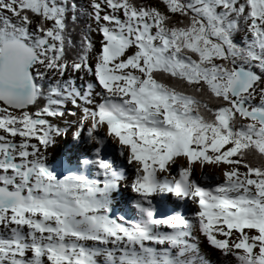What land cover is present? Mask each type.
I'll return each instance as SVG.
<instances>
[{
  "label": "snow or ice",
  "instance_id": "1",
  "mask_svg": "<svg viewBox=\"0 0 264 264\" xmlns=\"http://www.w3.org/2000/svg\"><path fill=\"white\" fill-rule=\"evenodd\" d=\"M160 3L89 0L100 40L74 45V0H0V264H209L194 231L233 264H264V0ZM69 103L73 141L88 121L96 147L54 173L43 150L64 129L47 118ZM100 130L134 168L135 219L111 215L125 170L102 158ZM221 163L214 187L191 175Z\"/></svg>",
  "mask_w": 264,
  "mask_h": 264
},
{
  "label": "rangeland",
  "instance_id": "2",
  "mask_svg": "<svg viewBox=\"0 0 264 264\" xmlns=\"http://www.w3.org/2000/svg\"><path fill=\"white\" fill-rule=\"evenodd\" d=\"M91 27H92V24H91ZM90 38H91L90 41L93 43V45H96V42L98 40H100L99 34L96 33V32H92V31L90 32ZM82 74L83 73L72 74L73 75V79H74V84H75V86L78 89H82L84 83H92L95 86L94 77L92 75L88 74L87 78H83ZM67 78H68V74L66 73L65 76L63 77V79H67ZM89 78H90V80H89ZM97 100H98V98H97ZM256 102H257L256 100L253 101V103H256ZM69 112H72L74 114H75V112L80 113L78 108H73L72 105L69 103V104H67L65 106L62 116L50 117V118H47V119L49 120L50 124H52L53 126L59 128V124L61 122H63L64 120L66 122H68L69 121V117L73 116V115L67 116V115H69ZM58 122H59V124H57ZM66 128H67V130L65 132H63V134L53 135V143L48 146L51 149L48 152L47 157L45 156V162L47 163V165H51V163H48V161L51 162V160H52V158H48V156H50V155L51 156H53V155L55 156L58 153L57 149L60 148V146L57 147L58 142L61 143V146H63V144L65 146V143H68V141L73 142V140L72 141L70 140L71 139L70 137H71L72 129H74V127H70V125H68V127H66ZM85 132H86V130H85ZM0 134H2V132H0ZM99 135H100V138L104 140V144L100 145V147L104 148L105 151L111 152L113 154V156L118 157L117 160H120V168H123L126 171V169L129 168L128 164H126L127 163V161H126L127 153H125L124 156H120L119 155V151H118L117 143L111 137L106 136L105 132L103 130L99 131ZM56 136L59 137V140H58V138ZM80 137H81V141H78V140L75 141L76 142L75 146L78 143H80L81 146L86 148L84 146L85 145L86 136L81 135ZM60 138H61V141H60ZM30 142H34V141H30ZM81 143L84 144V145H82ZM92 145L90 146L91 149H92ZM70 146H71V143H69L67 148H69ZM87 150H89V148ZM61 152H62V155L58 157L59 160L57 161V164L54 163V165H53V170L55 172H57V169H58V162H60L61 160H63L67 156L66 148H62ZM88 152L90 154L91 150H89ZM63 156H64V158H63ZM178 158H176L175 164L171 165L172 168H170V174H169L170 176H175V175L178 174L177 173L178 172L177 166L180 165V163L178 162ZM208 165H211V164H208ZM212 166H214V165H212ZM215 168H216V171H214V173H213V172H207L206 169H203V168H202V171H201L199 169L198 165H196L193 168V171H192L191 175L193 176V178L197 179L202 184L207 182V181H209L211 183H214V184H218V183H221L223 181L222 170L225 168V166L221 163L218 167L215 166ZM93 171L94 172L96 171L95 168L93 169ZM125 171H124V173H125ZM133 172H134V170H133ZM91 176H94V173L91 174ZM124 176H126V174H124ZM205 176L207 177L206 180L204 178ZM132 178H133V176L125 177L120 182V186L117 189L118 193L120 194L118 196L119 205H121V206L123 205L124 209H130L131 210V212L129 214H127V216L125 217L126 219H129V220H132V219L136 218L135 209H134V207H132V204H131V201L133 199H135L136 194L132 193L130 191V188L128 187V185L130 184ZM92 179H94V178H92ZM126 182H127V185L124 186V184ZM123 200L125 201L124 204H123ZM175 202H176V205L179 203V201H175ZM116 203L118 204V202H116ZM193 208H194V206L190 202H188V206L183 209V214L182 215H184L185 217L190 218L191 217V210ZM166 214H169V213H166ZM112 215L113 216H120L121 214H118L117 212L113 211ZM194 233H195V231H194ZM205 244H206V242H205ZM223 257H227V256H223ZM206 259L209 260V263H212V264H224L223 262H219V261H217L215 259H211V258H206ZM223 259H225V258H223ZM229 262H230V264H233V261L229 260Z\"/></svg>",
  "mask_w": 264,
  "mask_h": 264
},
{
  "label": "bare ground",
  "instance_id": "3",
  "mask_svg": "<svg viewBox=\"0 0 264 264\" xmlns=\"http://www.w3.org/2000/svg\"><path fill=\"white\" fill-rule=\"evenodd\" d=\"M82 76H83V78H87L88 74L87 73H83ZM89 80H90V78H89ZM67 116H71V115H67ZM80 116H81V113L75 112V114L73 116L69 117V121L68 122H66L64 120L60 124H59V122L57 124H59V128H63L64 129V132H65L67 130L66 127H68V125H70V127H74L75 128V125L79 122ZM87 127H88V121L85 122L84 127H83V131H82L81 135L85 136L84 135V132H85V130H87ZM73 130L74 129H72V131ZM56 137L59 140V137L58 136H56ZM70 138H71L70 140L72 141L73 140L72 139V136ZM60 141H61V138H60ZM78 141H81V137L78 139ZM69 143H71V146L69 148H67L68 145H69ZM75 143H76L75 141H73V142L68 141V143H65V146H64V144H63V146H61V143L58 142L57 147L60 146V148L57 149L58 153L55 156L54 155L53 156H51V155L48 156V158H52L51 162L48 161V163H51V165H48V167L50 168V170H52L55 173V171L53 170V165H54V163L57 164V161L59 160L58 157L62 155V152H61L62 151V148H66V150H67V156L65 158L63 156L64 159L61 160V161H64L69 167H72V166L78 165L79 160H80V158H81L82 155H86L87 154V156L89 158L91 157V153L89 154L88 151L91 150L90 146L92 144H93L92 145V149L96 147L95 141L88 140L87 137H86V140H85V145L81 143L86 148H84L83 146H81L80 143H78L75 146ZM88 148H89V150H87ZM50 149L51 148L47 147L45 150H43L44 151V156L47 157V154L50 151ZM103 157L106 160H110L112 162V164H113L114 167H120V165H118V164H120V160H117L118 157L114 156V159H107V157L105 156V153H104ZM178 162L180 163V165L183 164L184 163L183 158H178ZM198 167H199V165H198ZM170 168H172V167L170 166ZM93 169H94V167L89 166L86 169V175L89 178H94L95 179L97 177L95 176V172L93 171ZM199 169L202 171V169L200 167H199ZM203 169H206L207 172H213V173H214V171H216L215 166L208 165V164H205L203 166ZM127 170H128L127 171L128 176H134V172H133L134 168H130L129 167V168H127ZM93 173H94V176H91V174H93ZM169 174H170V169H169ZM207 182L210 183L209 181H207ZM124 186H126V184H124ZM119 195L120 194L118 193V191H116L113 194V197H112V199H113L112 212L115 211L118 214H121L123 216H127V214H129L131 212V210L130 209H124V206L123 205L122 206L119 205V198H118ZM170 200H172V199H170ZM116 202H118V204ZM171 204L172 203H170V205ZM180 204H182V203L180 202ZM112 212H111V215H112ZM135 212H136V210H135ZM193 234L197 236V244H198V246H199V248L201 250V254L205 258L215 259V260H217L219 262H223L224 264H230L229 260L230 261H233V258L231 256L223 257L225 255H222L218 250H214V249L211 248V246H208L207 244H205V240L203 239V237L199 236L198 233H196V232L194 233L193 232ZM223 258H225V259H223ZM209 264H212V263H209Z\"/></svg>",
  "mask_w": 264,
  "mask_h": 264
},
{
  "label": "trees",
  "instance_id": "4",
  "mask_svg": "<svg viewBox=\"0 0 264 264\" xmlns=\"http://www.w3.org/2000/svg\"><path fill=\"white\" fill-rule=\"evenodd\" d=\"M74 2L77 4V19L75 21H69L68 22V32L66 33V36L70 38L73 41V44L75 45L78 43V41L81 39V33H86L89 37L90 31L88 30L90 27L89 24V19L87 15H81L80 9L83 8L86 11L88 10V0H74ZM138 3H142L147 6H156L160 7L161 3L160 0H138ZM70 15V14H69ZM33 23H36V18L33 17ZM88 26V27H85ZM234 39L239 41L241 39L239 34H236L234 36ZM69 55H72V52H69ZM158 78L161 82L168 83L170 86H175V87H180V85L177 82H174L171 80V78L165 77L163 74H158L156 77ZM53 78H50L48 74H45V86L47 83H51ZM255 163V161H253Z\"/></svg>",
  "mask_w": 264,
  "mask_h": 264
}]
</instances>
